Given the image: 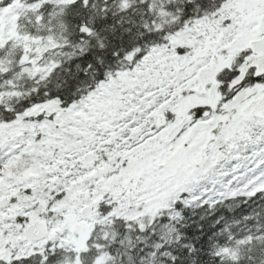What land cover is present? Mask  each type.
<instances>
[{
    "label": "snow or ice",
    "instance_id": "6c2138e0",
    "mask_svg": "<svg viewBox=\"0 0 264 264\" xmlns=\"http://www.w3.org/2000/svg\"><path fill=\"white\" fill-rule=\"evenodd\" d=\"M0 264H264V0H0Z\"/></svg>",
    "mask_w": 264,
    "mask_h": 264
}]
</instances>
